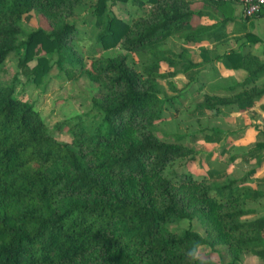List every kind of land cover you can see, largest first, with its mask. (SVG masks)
<instances>
[{
    "label": "trees",
    "instance_id": "trees-1",
    "mask_svg": "<svg viewBox=\"0 0 264 264\" xmlns=\"http://www.w3.org/2000/svg\"><path fill=\"white\" fill-rule=\"evenodd\" d=\"M108 2L98 0L90 13L98 29L88 40L70 20L82 0H0V67L12 55L19 67L10 80L0 76V264H188L193 241L229 247L230 261L205 258L207 264H241L245 251L264 259V215L247 219L258 210L246 205L263 198V190L243 179L220 183L173 172L174 182L166 176L173 160L195 154L183 143L186 134H171V142L156 135L174 99L159 81L169 80L176 90L178 62L171 57L183 56L165 43L190 24L189 3L112 0L151 5L128 22ZM31 11L51 29L26 32L23 18ZM201 32L208 36L203 27L183 31V37L198 41ZM119 45L139 57L143 75L127 53L102 55ZM227 60L247 76L227 95L206 94L198 105L206 112L248 110L264 96V60L239 51ZM54 66L69 80L85 75L106 90L84 99L79 114L56 123L71 142L58 140L35 104L17 96L25 83L46 86ZM221 134L214 126L205 139L220 142ZM263 150L264 138L230 160L249 161ZM194 219L205 235L179 226Z\"/></svg>",
    "mask_w": 264,
    "mask_h": 264
},
{
    "label": "rangeland",
    "instance_id": "rangeland-1",
    "mask_svg": "<svg viewBox=\"0 0 264 264\" xmlns=\"http://www.w3.org/2000/svg\"><path fill=\"white\" fill-rule=\"evenodd\" d=\"M111 1L112 0H109L108 2L109 9L121 19L128 22L141 16L147 10L144 6L132 7L130 2H117L113 4ZM97 3L98 0H82V3L77 8L76 16L70 19L75 22L78 27L82 28L83 32L81 33V38L94 40L95 32L98 28H96V24L93 21L94 18L89 16L95 9ZM84 19L89 21L84 22ZM23 24L26 32L40 27L51 29L48 20L37 11H31L25 14ZM262 30H264V28H262ZM182 35L183 31H179L175 34L176 38ZM256 42H258V38ZM168 45L172 50L177 49L178 51L180 48V44L175 38H172L171 43H168ZM237 46L238 45L231 44L230 48H236ZM80 49L84 53L87 51V47H80ZM177 51L175 52L177 53ZM217 51H219V49ZM121 52L129 55V64L142 74V63L139 57L133 52L124 50L121 45L104 51L102 55L113 57ZM171 59L178 62L176 68L179 70V67H181L180 60L176 56L171 57ZM194 59L200 63L194 61V65H190L189 68L184 71H188L190 68H195L198 71L195 75L193 74L194 76L189 77V80L191 82L195 81V86H198L200 83L203 84L201 78L205 79V77L197 75L199 71L202 70V67L211 66L214 63L208 60L209 57H206L198 51L195 52ZM219 62L220 64L215 67L217 68L216 71L221 70V72H223L222 64L228 67L229 61L227 58L220 57ZM203 63L205 64L202 65ZM30 64L34 65L35 61H32ZM18 71V58L12 55L0 67V76L3 80H10ZM20 78L25 83L26 79L22 75ZM168 81L169 80L160 79L159 82L167 98L174 97V99L169 101L168 115H170L167 119L159 123V130L156 132V135L161 140L171 142L173 141L171 134H186L188 138H186L183 143L189 148H192L195 154L191 157L173 160L167 167L166 176L174 182H177L178 179L176 176H173V172H190L196 177L205 176L211 181L220 183H224L229 179H243L245 180V185L264 191V158L261 159L264 157V150L261 154L259 152L256 153V151L253 152L256 153V155H249L251 156L249 161L242 158H237L235 161L230 160L232 155L246 152L250 146H254L259 139L264 138L258 133L251 142H249L250 140H247L246 137L243 138L242 141L246 144L237 145L234 142L236 138L242 137L243 135L245 136V133L249 130V126L254 125L248 121L250 119H257L258 116L251 113L241 115L239 114L240 112L235 109H220L217 111L218 113L206 112L198 107L199 103L203 101L204 96L206 94L219 96L227 95L229 93L225 91V87L220 86V90L210 92L195 90L191 88L192 86L182 89L176 87V90H172ZM236 81L237 80L233 81L231 85ZM230 82V79L222 78L220 85ZM17 92L18 97L29 100L35 104L36 109L40 112L46 124L54 130V134L58 140L71 142V134L67 131L57 130L55 128L56 123L79 114L82 110L81 105H83L84 99L91 98L92 96H101L106 93V90L99 83L89 80L85 75H80L76 80H69L63 73L59 72L56 66H54L50 72V78L46 86H37L35 83H25L17 87ZM235 118L239 119L235 120ZM214 126L220 127L223 130V134H221L222 140L220 142L212 144L205 139V134L210 133V129ZM258 126H261V124L257 123V127ZM257 129L259 132L264 131V123L262 127H258ZM227 137L228 140L226 139ZM246 205L249 208L258 210L256 216L264 215V197L257 201H249ZM179 226L181 228L191 226L200 234L205 235V231L198 219H194L192 222L185 220L181 222ZM202 255L204 258H210L215 261L222 260L227 262L232 258L231 251L227 245H216L215 247L203 245Z\"/></svg>",
    "mask_w": 264,
    "mask_h": 264
},
{
    "label": "crops",
    "instance_id": "crops-1",
    "mask_svg": "<svg viewBox=\"0 0 264 264\" xmlns=\"http://www.w3.org/2000/svg\"><path fill=\"white\" fill-rule=\"evenodd\" d=\"M187 2L189 3L190 10L193 12V15L191 16L190 24L182 31H192L197 28L206 27L208 36L204 37L203 33L201 32V40L195 41L194 38L191 40H186V38L184 39L183 35L179 38H176L174 35L170 37L165 43V45L170 49L171 47L168 45V43H171L172 38L177 39L178 43L180 44V48L178 51L177 49L174 50L177 51L178 54H183L182 57L176 56L181 62V67H179L180 69L177 70V74L172 79V82L178 89H182L184 87L189 88L192 86V89L210 92L218 91L221 87H225V91L229 93L227 89L231 86V83L235 80L241 81L245 79L247 73L243 69L231 68L230 65L225 67L224 64H222L223 72H221V70L216 71L217 68L215 67L220 64L219 58H227V56L231 55V52L239 51L244 54H256L260 57V59L264 60V30H262V28H264V16L259 15L247 17L245 15L243 5L238 0H187ZM132 7L140 6L132 5ZM144 7L147 8L145 12H148L151 5H145ZM210 32H216L217 36H209L208 33ZM252 35L258 37L259 41L256 42L254 39H251L250 36ZM231 44L238 46L236 48H230ZM218 49L219 51H217ZM197 51L206 57H209L208 60H211L214 64L211 66L208 65L202 67V70L199 71L197 75L200 77H205V79L201 78L203 84L200 83L198 86H195V81L191 82L189 77L194 76L198 71L195 68H190L188 71L184 70L189 68L190 61L192 63L194 61L196 63H200L194 59L195 52ZM204 64L205 63L202 65ZM222 78L230 79L231 82L220 85ZM263 79L260 80L261 83L264 82ZM238 112H240L239 114L241 115L251 113L258 116L257 119H250L248 121L254 125L249 126V130L247 133H245V136L243 135L242 137L236 138L234 140L235 144L240 145L246 144L242 141V139L245 137L247 140H250L249 142L254 140L259 133L257 128L262 127L264 123V96L259 101H257L252 108ZM239 118L242 119L241 117ZM239 118H235V120ZM257 123H260L261 126L257 127ZM226 139L228 140V137ZM210 143L215 144L218 142ZM255 216L256 215L248 216L247 219L252 220L260 217ZM241 264H264V259L254 255L250 251H245L241 257Z\"/></svg>",
    "mask_w": 264,
    "mask_h": 264
},
{
    "label": "clouds",
    "instance_id": "clouds-1",
    "mask_svg": "<svg viewBox=\"0 0 264 264\" xmlns=\"http://www.w3.org/2000/svg\"><path fill=\"white\" fill-rule=\"evenodd\" d=\"M203 246L199 241H193L191 248L188 249L186 256L188 264H207L206 259L202 255Z\"/></svg>",
    "mask_w": 264,
    "mask_h": 264
},
{
    "label": "built area",
    "instance_id": "built-area-1",
    "mask_svg": "<svg viewBox=\"0 0 264 264\" xmlns=\"http://www.w3.org/2000/svg\"><path fill=\"white\" fill-rule=\"evenodd\" d=\"M244 7L247 17H254L264 13V0H238Z\"/></svg>",
    "mask_w": 264,
    "mask_h": 264
}]
</instances>
